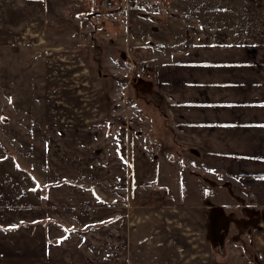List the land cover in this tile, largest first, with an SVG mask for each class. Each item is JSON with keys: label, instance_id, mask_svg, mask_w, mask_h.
<instances>
[{"label": "crops", "instance_id": "1", "mask_svg": "<svg viewBox=\"0 0 264 264\" xmlns=\"http://www.w3.org/2000/svg\"><path fill=\"white\" fill-rule=\"evenodd\" d=\"M216 1L191 0L185 7L183 1L159 0L155 11L132 0L128 10L96 16L93 0H73L81 7L75 14L81 22L77 32L86 40L113 31L111 40L133 54L132 64L150 63L147 79L135 76L143 83L136 90L148 100L153 119L149 138L135 129L144 155L150 160L193 156L216 161L219 170L197 164L196 173L208 170L218 179L226 174L224 182L206 187L203 197L186 187V166L179 174L180 195L184 202L191 199L180 204L186 207L177 223L198 233V242L170 223L156 229L147 217H132L126 197L111 215L118 198L107 199L90 173L117 160L124 174L128 133L114 120L105 122V129L93 121L97 126H91L90 113L97 110L91 102L82 111L89 121L74 113L75 100L91 91L83 85L78 89L73 76L78 70L87 78L89 66L84 62L82 70L75 61L65 68L57 59L56 67L53 60L46 62L36 12L40 0H29L18 12H0V264H264V39H252L264 31V23ZM111 21H126V39L118 38L120 27ZM146 23L151 27L141 38L146 44H135L140 34L135 29ZM73 43L69 49L75 52ZM71 54L82 60L81 54ZM60 77L73 81L60 83ZM150 97H158V103ZM59 108L70 109L74 118L54 119ZM85 135L95 144H76ZM163 138L175 150L161 148ZM107 141L113 143L105 145ZM101 155L110 158L100 162ZM154 164L149 183L163 172ZM94 168L98 170L90 172ZM120 180L113 193L128 196L127 180ZM209 233L214 237L205 245ZM220 250L226 256L220 257Z\"/></svg>", "mask_w": 264, "mask_h": 264}, {"label": "rangeland", "instance_id": "2", "mask_svg": "<svg viewBox=\"0 0 264 264\" xmlns=\"http://www.w3.org/2000/svg\"><path fill=\"white\" fill-rule=\"evenodd\" d=\"M131 1L132 0H93V8L94 11H96L95 15L101 16L103 14L111 13L114 10H128L131 3H133ZM142 1L147 7L156 3L160 4L159 0ZM179 1H183L185 7H187L188 4L192 3L191 0H176L175 3L178 4ZM28 2L29 0H0V12L7 11L8 9L18 12L20 8H26V6L29 5ZM216 4L219 7L233 5L236 11H242V13L243 11L246 12V17L250 18L252 22L264 23V0H217ZM245 8L248 9V11L245 10ZM252 8H254L255 11L252 12L251 10V12H249V10ZM80 9L81 7L77 3H73V0H40L36 12H39L41 15V37H44V43L42 44H44V51H46L44 53V59L46 60V62L51 65L53 60V67H56V63H54V60L57 59L59 61L58 63L60 65H64L65 68L67 64L75 61L76 63L80 64L78 69L82 70L83 68H81V66L84 62L89 66H87V70L85 69V71H87V78L81 77L83 74H78V70H75V72L77 73L73 76V78L75 77L77 79L78 84L81 85V87H79L78 89H82L83 85L85 88H89V92L91 91L90 94L85 92V94L80 96L82 97L81 99L75 100V105H72L75 107L74 113L78 114L83 120L89 121V119L86 117V114H84L82 111L89 107V103L91 102L92 106L94 104L95 107H97L96 111L92 109V113H90V116H92L93 114L90 121L91 126L98 125L104 127L105 129V126H103L105 122H108V120H114V122H117V128L120 127L122 128L121 130H124V132L128 133L127 156L125 159L128 165L125 169L128 178L125 172L124 174H122L121 170L118 169V165L120 162L116 160L111 161L106 170H102V172H99L98 168L90 170V172L98 170L90 173V176L93 177L96 181L94 184H96L99 191L103 193V195L107 199H110L111 196L118 198L114 208L115 210L111 215L114 216V212L117 213V209L119 207L120 201L122 200V197H126L125 208L126 210L130 211V215L132 217L142 219V221L144 217H147L150 223H153V226H155L156 229L158 226L161 227L169 225L170 223L172 226H176L178 231H185L186 237H188L191 242H198L200 240L198 238V233H196L195 231L189 232V229L184 224L181 223V226H179V224L177 223L178 219H182V213H184L182 212V210L184 209V207H186L180 206V204L186 202L188 203L191 199L190 197H188L184 202L182 196L180 195L179 180L182 175L179 176V174L182 168H185L186 166V187L188 188L189 192H192L194 190L196 191V193H201L199 195L202 197L203 190L206 187H208L210 184L216 185L217 183L224 182V177L226 176V174H223V178L220 177L218 179L216 173H210L208 170H204L201 173H196L197 164L200 166H213L215 167V171L219 170V168L216 167V161H214V164H212L205 159H200L198 157L186 156L184 157L185 160L181 157H166L167 161L163 158H160V160H153L154 158H151V160H153V162L155 163L154 165L161 167L163 172L161 173V176L158 177V180L149 183L151 180V176L155 175V173H153L155 167L151 166L153 162L150 160V157L144 155L146 154L143 147L144 143L138 144L137 139H135V129L137 135L140 134L139 136L142 137L146 136L147 138H149L150 135H154V129L148 126L153 121L150 111L147 108L149 106L146 105L149 102L147 99L143 98V94H140L136 90L137 86L139 87L141 84H143L137 82V79H135V74L138 73L136 71L139 70L138 74H141V72L146 68L142 67L143 62L136 61L135 64H132L133 59L131 57L133 56V54H131L130 52L128 53L125 48L121 49V47L118 46L119 42L111 40L112 35H114L113 31L110 32V30H107L109 33H102V36L96 38L91 37L88 40H86L81 33L77 32V24L80 25L81 22L78 21L79 18H76L75 14L79 12ZM120 13L124 12L120 11ZM122 17L124 18L125 14H123ZM111 23V26L113 27H120V34L118 35V38L122 40V38L126 39V37H128L124 30L126 21H124V23L121 22V24L118 21H111ZM24 24H27V22ZM145 25L146 26H144V28L139 27L135 29L140 33L139 37L137 36L133 40L135 44L137 43V40H140L137 43L139 45L146 44L141 42V38L143 37L142 35L151 30V27L147 23ZM131 32H134V30H131ZM260 38L264 39L263 29H260L252 35V39L257 40V42ZM131 39L133 38L129 37L128 41H130ZM71 42H74L73 45L76 46L75 52H73L72 49H69L71 48ZM139 52L142 54V56H144L143 54L147 55L146 50L140 49ZM71 53L81 54L80 57L82 60L78 61L79 56L73 59ZM116 57L122 59V62L118 61V63L114 61V58ZM125 58L128 59L131 64L128 62L126 63ZM147 62L149 63V61ZM140 68H143V70H140ZM148 69L150 70V68ZM147 73L145 74V76H139L138 74L137 75L139 78L147 79L149 77L147 76L149 75ZM69 75L72 76V73H70ZM73 78L64 77L63 79V77H60L59 81L60 83H64L65 81L71 83L73 81ZM55 95L56 94H54L53 97ZM149 101L153 104H157L159 100L158 97H150ZM65 104H67V101H65ZM55 112L56 114L52 116L54 117V119H66V114H68V117L74 118L73 113L70 112V109L59 108ZM117 118H119V120H124V124H127V122H129V124L123 125ZM101 120L104 123L99 122ZM92 121L97 125L92 124ZM152 124L154 126V123ZM113 131H108V133H112ZM90 139L91 138L89 135H85L83 136L82 141L76 144L85 143L86 146H88V144L90 143L94 145L95 142H92V140ZM163 139L164 142L161 148L164 147L163 149L167 151H169V148L175 150L171 140L169 142L168 138ZM112 143L113 142L107 141L105 145H110ZM160 143L158 142L159 145ZM159 145L158 147H160ZM137 148L139 149V152ZM186 153H189L188 150H186ZM186 153H184V155H186ZM97 158L100 162H102L107 160V158H110V156L107 155V157H104L101 155L100 157L97 156ZM183 160L186 165H183ZM133 161L136 162V164L133 165L136 166L135 171H133L132 167ZM121 177L123 178L124 182H126L127 180L126 185L128 184V188H130V191H128V196H125V194L121 195L113 193L114 190H116L114 188V185L121 184V180L119 181V178ZM199 185L200 188L196 189L195 187ZM108 187H111L113 189L112 192L107 189ZM221 187H223V185ZM221 190L222 189L219 190V193ZM207 196H205L204 194V200ZM219 197L221 198L222 194H220ZM220 209L223 211V213L224 210H226L224 206L220 207ZM233 211H236V209H233ZM175 215L177 216L176 220L173 219V216ZM170 216H172L171 221H169ZM225 225L226 224L223 223L220 228L223 229ZM233 225H235L234 228H237L236 224ZM220 232H223V230H221ZM209 235L210 236L207 237V242L205 243V245L210 242V238L211 240H213V233L212 235L211 233H209ZM223 252L226 251L220 250V257L226 256V254ZM215 254L216 253L214 252L213 256H215L216 258L217 254ZM189 256L193 257V253L187 255V257Z\"/></svg>", "mask_w": 264, "mask_h": 264}, {"label": "built area", "instance_id": "3", "mask_svg": "<svg viewBox=\"0 0 264 264\" xmlns=\"http://www.w3.org/2000/svg\"><path fill=\"white\" fill-rule=\"evenodd\" d=\"M152 7H153L154 10H158L159 9V6H158L157 3L152 5ZM142 67L146 68L144 71L141 72L142 75L138 74L139 70L136 71V72H138V73H136V75L138 74L139 76H145V74L147 73V69L150 68V64L148 62H145V63H143ZM140 70H143V68H140Z\"/></svg>", "mask_w": 264, "mask_h": 264}, {"label": "bare ground", "instance_id": "4", "mask_svg": "<svg viewBox=\"0 0 264 264\" xmlns=\"http://www.w3.org/2000/svg\"><path fill=\"white\" fill-rule=\"evenodd\" d=\"M112 2V1H111ZM143 63H145V62H143Z\"/></svg>", "mask_w": 264, "mask_h": 264}]
</instances>
